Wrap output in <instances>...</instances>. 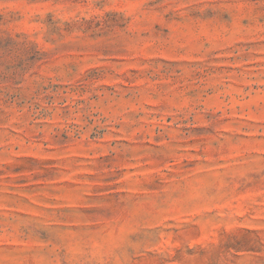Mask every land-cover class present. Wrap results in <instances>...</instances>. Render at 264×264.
Segmentation results:
<instances>
[{"label":"rangeland","instance_id":"rangeland-1","mask_svg":"<svg viewBox=\"0 0 264 264\" xmlns=\"http://www.w3.org/2000/svg\"><path fill=\"white\" fill-rule=\"evenodd\" d=\"M0 264H264V0H0Z\"/></svg>","mask_w":264,"mask_h":264}]
</instances>
